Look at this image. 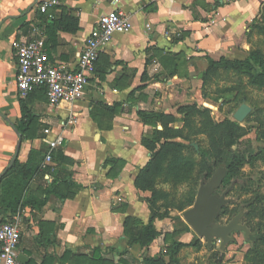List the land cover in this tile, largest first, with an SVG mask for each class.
<instances>
[{
    "label": "crops",
    "instance_id": "0c3cea01",
    "mask_svg": "<svg viewBox=\"0 0 264 264\" xmlns=\"http://www.w3.org/2000/svg\"><path fill=\"white\" fill-rule=\"evenodd\" d=\"M41 1L0 0V175L19 136L20 163L30 150L44 154L43 172L30 183L29 197L42 199L55 179L70 178L79 188L60 184L64 198L50 195L44 207L22 210L18 256L25 264H90L98 249L104 264L120 258L142 264L135 258L140 248L129 245L123 226L126 218L144 224L149 218L141 199L146 192L136 190L134 180L150 158L141 138L153 129L137 112H163L161 100L151 95L193 78L196 61L238 59L244 31L264 0H57L47 14L38 11ZM114 9L129 18L131 30L115 34L101 51L81 100L51 107L42 89L19 97L13 41L41 36L49 63L74 70L86 36ZM64 16L77 20L75 33L63 31ZM21 102L33 117L24 137L16 131ZM201 105L209 107L206 101ZM58 136L62 147L50 149L49 141ZM67 251L71 256L62 257Z\"/></svg>",
    "mask_w": 264,
    "mask_h": 264
},
{
    "label": "rangeland",
    "instance_id": "374dc122",
    "mask_svg": "<svg viewBox=\"0 0 264 264\" xmlns=\"http://www.w3.org/2000/svg\"><path fill=\"white\" fill-rule=\"evenodd\" d=\"M241 52L237 61H244L253 53L258 64L235 67L220 59L214 61L215 64L196 61L192 65L195 69L193 78L181 83L175 81L173 89L163 85L162 92L151 95L163 103L158 108L168 113L172 110L177 118L171 128L180 130V137L173 142L183 146L180 156L191 166L182 167L180 175H175L168 162L164 166L153 188L156 195L154 210L163 216L153 224L159 236L151 247L136 253L137 260L161 254L159 264H264V6L246 27ZM202 101L209 107L202 106ZM242 104L251 111L238 123L233 115ZM178 105H194L196 110L204 112L201 115L190 110L184 122L185 119L176 112ZM212 123L217 127L210 126ZM229 123L238 125L229 150L239 149L246 157L235 165L225 183L215 192L220 196L226 191V197L232 200L221 210L216 222L226 224L242 211L240 223L247 226L251 235L247 241L243 233L232 234V243L221 251L217 240L207 248L205 241L185 223L182 214L193 205L200 184L208 180V172L216 170L215 152H221L226 145L227 134L223 131ZM156 129L161 130V127L156 126ZM151 196V192H146V198ZM144 225L147 223H134V234L137 235ZM175 243L186 246L172 259L168 253Z\"/></svg>",
    "mask_w": 264,
    "mask_h": 264
},
{
    "label": "trees",
    "instance_id": "16d2710c",
    "mask_svg": "<svg viewBox=\"0 0 264 264\" xmlns=\"http://www.w3.org/2000/svg\"><path fill=\"white\" fill-rule=\"evenodd\" d=\"M61 25L63 31L69 33H75L78 29V22L76 19L69 16H64L61 20ZM45 47V41H44ZM257 57L255 54L251 53L248 58L244 61L237 60H226L221 58L220 61L225 62L228 66H253V63L258 64ZM209 64H215L214 61L208 59ZM264 73V71H263ZM37 90V89H36ZM39 90V89H38ZM43 90V89H42ZM118 104H115V107ZM194 105H184L177 108L176 112L178 115L183 117L184 122L187 119V115L190 110H196ZM103 109L108 113H113L114 109L103 106ZM21 120L16 126V131L21 137L29 130L30 124L32 123V115L26 106L20 103ZM202 115L204 111L196 110ZM137 116L142 123L154 128L151 134L145 135L141 138L140 145L149 152L150 158L147 164L139 170L135 180L134 187L136 190L141 192H151L152 196L150 198H143L142 201L146 203L149 218L147 225H144L142 230L138 232L137 235L134 234L132 230L134 223L138 222L131 218H126L124 221V232L126 237L129 238V245H138L140 249H147L150 244L159 236V233L155 230L153 224L154 220H162L163 216L158 215V212L154 210L156 195L154 192V184L161 177L164 166L169 163L172 167V171L175 175L182 174V167L189 165L185 158L180 156L183 146L179 143L173 142V140L180 137V130H175L171 128V125L177 121V118L170 114H164L162 112H137ZM156 126H160L161 130H157ZM210 126L217 127L215 124H210ZM238 130V125L236 123H229L227 127H224V133L227 134L226 145L221 152H215L216 165L224 166L226 168V177L223 181L225 183L229 173L235 167L236 164L242 163L245 159V153L241 152L239 149L231 151L230 145L232 140L236 136ZM227 146V147H226ZM209 154V153H208ZM201 155V152H199ZM205 158V155L203 153ZM44 154L37 150H30L27 159L24 163H20L18 159L15 160L11 168L7 173L0 179V225L11 221L15 216L20 214L22 210L26 207L32 209H40L45 206L47 199L50 195L59 196V198H64L63 195L58 193L60 184L69 190L77 191L79 186L71 181L70 178H64L62 180L55 179L52 183L42 191L44 197L42 199H35L28 196L29 186L32 180L44 169L43 167ZM191 166V165H189ZM208 170V169H207ZM209 171V170H208ZM212 175L211 171L208 172V179ZM222 184V185H223ZM142 227V226H141ZM184 244L175 243L168 253L170 258L174 259V255ZM71 256V252H64L62 257L68 258ZM90 264H104L100 250L93 249L91 254ZM162 255H156L148 257L142 260V264H159L161 263ZM117 264H129L123 258H120Z\"/></svg>",
    "mask_w": 264,
    "mask_h": 264
},
{
    "label": "built area",
    "instance_id": "2783aa9c",
    "mask_svg": "<svg viewBox=\"0 0 264 264\" xmlns=\"http://www.w3.org/2000/svg\"><path fill=\"white\" fill-rule=\"evenodd\" d=\"M114 2L118 3L119 0ZM56 6L57 0H42L38 4V11L47 14ZM130 30L129 18L117 9L101 15L84 40L74 70L49 63L41 36L29 41H13L11 47L16 58L15 83L19 97L24 98L33 90L43 89L51 107H57L63 102L72 104L81 100L101 51L115 34H126ZM62 145L61 136L49 141L50 149L60 148ZM49 159L46 156L45 160ZM19 215L0 225V264H22L18 261L17 252L21 238Z\"/></svg>",
    "mask_w": 264,
    "mask_h": 264
},
{
    "label": "water",
    "instance_id": "95a60500",
    "mask_svg": "<svg viewBox=\"0 0 264 264\" xmlns=\"http://www.w3.org/2000/svg\"><path fill=\"white\" fill-rule=\"evenodd\" d=\"M250 111L251 109L247 105L242 104L234 113L233 119L240 123L247 117ZM18 138L19 140L15 153L8 167L0 175V179L7 173L18 158L21 145V139L19 136ZM193 147L197 150L196 145H193ZM225 177L226 168L224 166H218L210 178L205 183L202 182L200 184L193 205L182 214L185 223L198 238L205 241L207 248L211 247L213 240H217L221 251L232 243V234L237 232L243 233L244 238L247 241L251 235L247 226L240 223L243 218L242 211L235 215L226 224H219L216 222L221 210L232 203V200L226 197V191L220 196L215 194V192L222 186ZM18 261L25 264V258L23 256H18Z\"/></svg>",
    "mask_w": 264,
    "mask_h": 264
},
{
    "label": "bare ground",
    "instance_id": "6f19581e",
    "mask_svg": "<svg viewBox=\"0 0 264 264\" xmlns=\"http://www.w3.org/2000/svg\"><path fill=\"white\" fill-rule=\"evenodd\" d=\"M61 104H66L65 102L61 103ZM68 105V104H67Z\"/></svg>",
    "mask_w": 264,
    "mask_h": 264
}]
</instances>
